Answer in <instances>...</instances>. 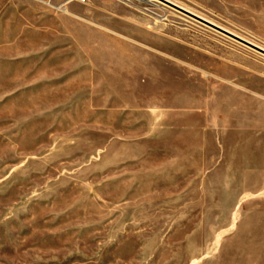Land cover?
Instances as JSON below:
<instances>
[{
    "label": "rangeland",
    "instance_id": "374dc122",
    "mask_svg": "<svg viewBox=\"0 0 264 264\" xmlns=\"http://www.w3.org/2000/svg\"><path fill=\"white\" fill-rule=\"evenodd\" d=\"M150 1L0 0V264H264V55Z\"/></svg>",
    "mask_w": 264,
    "mask_h": 264
},
{
    "label": "crops",
    "instance_id": "0c3cea01",
    "mask_svg": "<svg viewBox=\"0 0 264 264\" xmlns=\"http://www.w3.org/2000/svg\"><path fill=\"white\" fill-rule=\"evenodd\" d=\"M245 31L264 33V0H214ZM233 5V7L227 5Z\"/></svg>",
    "mask_w": 264,
    "mask_h": 264
},
{
    "label": "water",
    "instance_id": "95a60500",
    "mask_svg": "<svg viewBox=\"0 0 264 264\" xmlns=\"http://www.w3.org/2000/svg\"><path fill=\"white\" fill-rule=\"evenodd\" d=\"M167 4H169V3H167ZM169 5H171V4H169ZM171 6L176 8V9H178V10H180V11H182V9H180L178 7H175L173 5H171ZM182 12H184V11H182ZM184 13H186V14L190 15L191 17L197 19L198 21L202 22L203 24H205L206 26L210 27L211 29H213V30H215V31H217V32H219V33H221V34H223V35H225V36H227V37L239 42L240 44H242V45H244V46H246V47H248V48H250V49H252V50H254V51H256V52H258L260 54H262V55H264V49H262V48H260V47H258L256 45H254V44H252V43H250V42H248V41H246V40H244V39H242V38H240V37L228 32V31H226V30L214 25L211 22L205 21V20H203V19H201V18H199V17H197V16H195V15H193L191 13H187V12H184Z\"/></svg>",
    "mask_w": 264,
    "mask_h": 264
},
{
    "label": "bare ground",
    "instance_id": "6f19581e",
    "mask_svg": "<svg viewBox=\"0 0 264 264\" xmlns=\"http://www.w3.org/2000/svg\"><path fill=\"white\" fill-rule=\"evenodd\" d=\"M142 1H144V0H140V1H134V2H142ZM152 2H156L155 0H151ZM150 1V2H151ZM161 1H163V2H165V3H169V2H167L166 0H161ZM169 4H171V3H169ZM171 5H173V4H171ZM173 6H175V5H173ZM175 7H177V6H175ZM178 8H180V7H178ZM180 9H182V8H180ZM182 11H184V12H187V11H185L184 9H182ZM181 11V12H182ZM183 12V13H184ZM187 13H189V12H187ZM186 14V13H185ZM188 15V14H187ZM150 27V26H149Z\"/></svg>",
    "mask_w": 264,
    "mask_h": 264
},
{
    "label": "built area",
    "instance_id": "2783aa9c",
    "mask_svg": "<svg viewBox=\"0 0 264 264\" xmlns=\"http://www.w3.org/2000/svg\"><path fill=\"white\" fill-rule=\"evenodd\" d=\"M82 2L84 1V0H81ZM133 1H140V0H133Z\"/></svg>",
    "mask_w": 264,
    "mask_h": 264
}]
</instances>
